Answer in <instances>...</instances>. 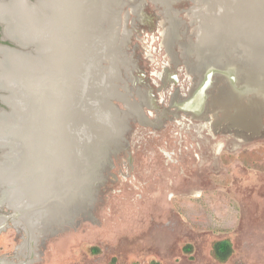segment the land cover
Listing matches in <instances>:
<instances>
[{
    "label": "rangeland",
    "instance_id": "374dc122",
    "mask_svg": "<svg viewBox=\"0 0 264 264\" xmlns=\"http://www.w3.org/2000/svg\"><path fill=\"white\" fill-rule=\"evenodd\" d=\"M199 10L197 0L112 5L115 22L102 23L100 31L113 41L115 64L104 61V79L87 84L78 124L69 132L73 141L79 138L73 146L83 160L103 153L100 167L85 172L86 164L58 220L36 227L31 264H218L212 247L225 239L234 247L226 264H264V109L258 119L227 117L220 104L227 82L220 73L211 74L204 108L197 107L192 95L201 74L186 48L197 41ZM148 92L150 105L142 107L147 122L129 115L125 131L122 116L106 106L109 98L126 114L146 102L141 94L147 98ZM115 120L123 125L117 143ZM88 125L103 130L99 138L87 140ZM11 213L0 208V216ZM26 238L10 222L0 228V264L28 262L20 249Z\"/></svg>",
    "mask_w": 264,
    "mask_h": 264
},
{
    "label": "bare ground",
    "instance_id": "6f19581e",
    "mask_svg": "<svg viewBox=\"0 0 264 264\" xmlns=\"http://www.w3.org/2000/svg\"><path fill=\"white\" fill-rule=\"evenodd\" d=\"M8 1L0 2V20L6 34L19 44L33 41L37 49L33 57L0 49L4 57L0 60V88L15 95L4 97L13 110L10 115L0 113V124L4 123L0 136H10L21 147L17 167L1 165L0 180L18 182L17 193L8 204L22 211L20 217L0 216V228L10 222L25 231L27 238L20 249L30 258L25 264H31L35 252L30 238L36 242V227L58 220L64 198L72 188L78 190L77 185L83 181L84 166L87 164L86 172L87 166L97 165L103 155L101 152L89 161L83 160L73 146L79 138L73 141L69 132H73V122L78 124L87 84L104 79L100 70L104 61L115 64L117 50H112L113 41L108 42L100 30L104 22L114 24L112 5L116 0H37L34 7L24 0ZM224 27L207 31L203 42L210 48L218 47L223 35L229 33ZM237 30V38L246 34L240 27ZM252 33L248 31L250 36ZM115 37L110 27L108 39ZM253 37L258 40L257 31ZM108 75L105 83L109 90L111 71ZM18 91L27 97L22 98L19 92L20 98H16ZM106 106L111 107L109 103ZM77 130L81 131V124ZM122 132V123L115 120L116 137ZM38 211L43 213L34 217Z\"/></svg>",
    "mask_w": 264,
    "mask_h": 264
},
{
    "label": "water",
    "instance_id": "95a60500",
    "mask_svg": "<svg viewBox=\"0 0 264 264\" xmlns=\"http://www.w3.org/2000/svg\"><path fill=\"white\" fill-rule=\"evenodd\" d=\"M27 4L38 3L30 0H24ZM200 4V10L197 12L198 34L197 41L194 47H187L188 53L193 54L197 59V71L201 74V80L197 90L193 93L192 98L199 102L198 108L203 109L207 99L206 89L212 85V73H220L223 79L227 82V86L224 89L225 100L221 101V108L226 111L227 117H238L244 121L248 119H258L260 113L264 109V0H197ZM3 24L2 22H0ZM225 24L227 27H224ZM218 26L224 27L226 32L232 34L228 38H225L221 44L216 48H210L206 45L202 38L207 33ZM246 31V34L242 38L234 37L239 33L238 28ZM220 29V28H219ZM221 30V29H220ZM248 31H257L259 34L258 40L253 37V33L250 36ZM10 40L16 47L0 46V48L21 52L37 49L35 42L31 44H25L24 46L19 44L17 40L5 37ZM119 72V66H117ZM9 91V94H0V103L8 106L9 111L0 107V113L2 115H10L13 110L12 105L8 104L4 100V96L12 95L10 90H3L0 88V92ZM253 93V97L247 99V95ZM14 95V94H13ZM15 96V95H14ZM114 97L109 98L111 106L114 111H117L122 116L124 124L127 130V116L139 114L144 118V123L147 122V117L142 113V107L144 105H150L149 92L147 101H140L135 108L140 109L139 113L135 108H131L125 114L118 111L113 106L112 101ZM186 109H191V103L189 102ZM182 106V103L179 104ZM138 120V118H136ZM1 123L0 125H3ZM84 133L88 135L87 140H94L99 138L103 130H96L90 125ZM98 131V132H97ZM100 131V132H99ZM123 135L119 136L116 140ZM85 143V142H84ZM119 150L116 147L115 151ZM21 154V147L17 140L11 139L10 136H0V167L3 164H9V167H17L19 163V155ZM109 163L105 161L103 167ZM3 170V168L1 167ZM18 182L14 181H1L0 180V208H8L12 211L10 216L20 217L21 212L19 209L15 210L8 203L10 198L14 195ZM17 193V192H16ZM15 193V194H16Z\"/></svg>",
    "mask_w": 264,
    "mask_h": 264
},
{
    "label": "trees",
    "instance_id": "16d2710c",
    "mask_svg": "<svg viewBox=\"0 0 264 264\" xmlns=\"http://www.w3.org/2000/svg\"><path fill=\"white\" fill-rule=\"evenodd\" d=\"M185 250L190 253L192 252L193 247L191 245H187L185 247ZM233 254H234V247L230 240L228 239L220 240V241H216L213 244L212 256L213 259L218 264H226L230 260ZM152 264H159V263L152 262Z\"/></svg>",
    "mask_w": 264,
    "mask_h": 264
},
{
    "label": "flooded vegetation",
    "instance_id": "af4514ba",
    "mask_svg": "<svg viewBox=\"0 0 264 264\" xmlns=\"http://www.w3.org/2000/svg\"><path fill=\"white\" fill-rule=\"evenodd\" d=\"M8 0H0V2H7ZM30 1H33V2H35V0H30ZM9 2V1H8ZM24 3L26 4V5H28V6H30V7H34L35 5H36V3L35 4H27L25 1H24ZM46 9V8H45ZM47 10V9H46ZM0 22H2L1 20H0ZM3 23V22H2ZM5 32V33H4ZM5 35L7 36V37H9L7 34H6V31H5V24L3 23V24H1L0 23V46H9V47H12V48H15L16 46L12 43V42H10V40H8V39H5ZM9 38H11V37H9ZM13 39V38H12ZM31 43H33V41L31 42ZM21 45H25V44H30V43H20ZM0 49H2V48H0ZM2 50H5V49H2ZM36 49H33L31 52H29V51H21V52H14V51H8V50H5V51H8V52H12V53H18V54H20V55H26V56H31V57H33V56H35V54H36V51H35ZM2 59H4V57L3 56H1V54H0V60H2ZM3 90H6V89H3ZM17 91V90H16ZM20 91H18V94L16 95V98H20V96H19V94L21 93H19ZM9 94V91H5V92H0V94ZM21 96H22V98H24V97H27L26 95L24 96V95H22V93H21ZM4 97H6V96H4L3 95V98ZM0 107L1 108H4L5 110H8L9 111V108H8V106H6V105H4V104H2V103H0ZM19 110V109H18ZM19 112V111H18Z\"/></svg>",
    "mask_w": 264,
    "mask_h": 264
}]
</instances>
